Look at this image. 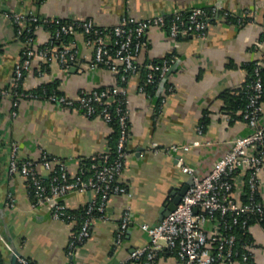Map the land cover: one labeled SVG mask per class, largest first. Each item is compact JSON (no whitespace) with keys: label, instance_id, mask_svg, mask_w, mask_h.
Wrapping results in <instances>:
<instances>
[{"label":"crops","instance_id":"crops-1","mask_svg":"<svg viewBox=\"0 0 264 264\" xmlns=\"http://www.w3.org/2000/svg\"><path fill=\"white\" fill-rule=\"evenodd\" d=\"M195 7L215 8L220 13L203 36H182L175 46L168 29L151 26L146 31L147 45L139 56L141 70L127 83L130 154L119 181L128 186V192L108 198L104 217L94 219L90 237L75 249L69 244L79 227L78 216L96 193L75 191L62 197L77 217L55 219L54 202L37 204L28 179L10 173L11 151L17 144L19 159L36 160L45 177L49 171L39 162L43 153L65 161L70 174L76 175L84 160L114 144V128L99 117L60 107L42 97H20L16 108L13 94L0 98V264L9 263L10 238L37 264H115L128 258L133 249L150 243L151 236L143 225L159 223L173 192L192 179L181 159L196 176L205 177L231 150L236 138L252 131L238 104L251 80L253 63L264 55V0H0V88L12 85L25 47L17 25L4 11L92 19L101 26H114L127 13L147 19ZM224 11L242 22L227 20ZM33 35L39 47L53 38V32L45 27L35 29ZM68 44L78 50L76 63L65 69L54 59L34 57L22 83L25 91L39 94L41 86L51 84L61 93L78 97L82 89L121 85L117 71L89 66L94 50L82 32L73 35ZM171 55L174 69L163 88L159 89L161 79L154 94L140 92L144 66ZM15 109L17 115H13ZM173 145L188 148L173 151ZM248 174L244 168L235 177L239 201L247 200ZM261 179L259 199L264 205V171ZM127 211L131 220L119 243L117 235ZM205 228L209 233L221 232L222 224L213 217ZM249 235L252 263L264 264V219L251 224ZM155 264L181 261L165 248ZM219 264L245 263L236 258L233 263Z\"/></svg>","mask_w":264,"mask_h":264},{"label":"built area","instance_id":"built-area-1","mask_svg":"<svg viewBox=\"0 0 264 264\" xmlns=\"http://www.w3.org/2000/svg\"><path fill=\"white\" fill-rule=\"evenodd\" d=\"M18 28L19 35L25 34V47L19 62L15 66L13 82L10 88H0V98L9 94L15 96V108L20 97H42L63 108H74L89 117H99L109 124H118L119 135L115 147L99 152L84 160L76 175H71L65 161L57 160L43 153L39 162L49 171L45 177L38 170L34 159H19L17 144L13 145L10 159V173H20L28 179L37 204L54 202L52 216L55 219H71L77 215L70 211L60 199L75 191L96 193L80 213L78 229L73 233L69 246L72 249L85 242L91 235L93 222L99 215L104 217L106 201L113 194L128 192V186L119 181L126 160L129 157L128 142L130 137L129 96L127 83L131 75L141 70L139 56L147 45L146 31L149 27H164L178 45L179 38L189 34L203 36L207 33L209 23L219 20L217 9L195 7L188 11H177L168 16L157 15L147 19H138L130 13L121 17L114 26H101L92 19L48 18L36 14L25 15L18 12H3ZM227 20L237 18L229 11L223 12ZM51 22L58 24L52 40L41 47L31 31L47 27ZM78 32L85 35L86 44L93 48L94 57L89 63L91 68L107 67L120 74L124 85L114 88L82 89L78 97H70L46 87L41 93L21 90L26 72L31 68L34 57L40 56L47 61L56 60L68 69L78 59L77 48L62 42L65 36ZM173 64V56L159 61L148 62L144 69L145 78L139 85V91L148 93L149 86L155 87L168 73ZM264 55L254 62L251 80L243 88L247 103L242 109V117L252 131L234 140L231 150L222 157L210 174L198 177L191 167L181 163L185 171L193 174V182L182 197L176 209L166 215L155 225L144 224L143 228L151 236L147 245L132 250L129 257L115 264H155L160 252L169 249L175 252L181 264H219L233 263L241 258L245 264H253L251 244H244L245 250H239L238 233L234 230L240 224L244 231L251 226L254 215L258 220L264 219V205L259 199L262 186L261 173L264 171V125L261 118L264 112ZM43 74V70H41ZM13 115H17L16 109ZM188 146L173 145L178 151ZM254 149L250 154L249 150ZM247 168V200L236 198L235 177ZM218 217L221 232L209 233L205 224L209 218ZM131 216L125 212L117 235V241L123 240ZM17 264H37L25 255L18 256Z\"/></svg>","mask_w":264,"mask_h":264},{"label":"trees","instance_id":"trees-1","mask_svg":"<svg viewBox=\"0 0 264 264\" xmlns=\"http://www.w3.org/2000/svg\"><path fill=\"white\" fill-rule=\"evenodd\" d=\"M64 20L66 21L67 19H64ZM46 26H47L46 27L47 29H50L54 33L55 30H56V28H57V26H58V24H56V22H51L50 24H48ZM31 28H32V30L27 32L29 35H31V34L34 33V26H31ZM71 37L72 36H65L62 42H58L57 41L56 43H58V44L59 43L60 44L61 43H68ZM21 38L25 40V34L24 35L22 34L21 35ZM253 65H254V63H253ZM253 65H252V69H253ZM145 71L146 70L144 69V72H143V81H144V78H145ZM263 74H264V71H263ZM119 78H120V74H119ZM120 82H121V85H124L121 80H120ZM44 87H46L50 91L56 90L55 86H52L51 84H44L43 86H41L39 92H42V90L44 89ZM21 90H24L23 85L21 87ZM155 90H156V88L155 87H152V86H149L147 88V91L150 92V93H153V94L155 93ZM56 91L58 93H61L58 90H56ZM36 92H38V91H36ZM246 103H247V96H246L245 93H242V99H240V102L238 104L239 105L238 107H241L243 109L245 107ZM111 125L114 128V137H115V142H114V144L111 147H115L116 141H117V137L119 135V129H118V124L116 122H113ZM256 221H258V219H257V216L254 215V217H252V219H251V224L254 223V222H256ZM234 230L238 233V239H239V242H238V245L239 246L238 247H239V250H241V251L242 250H245L244 244L251 242V238H250L249 232L248 231H244V228H242L240 226V224H236ZM174 254H175V252H174ZM0 256H1V252H0Z\"/></svg>","mask_w":264,"mask_h":264},{"label":"water","instance_id":"water-1","mask_svg":"<svg viewBox=\"0 0 264 264\" xmlns=\"http://www.w3.org/2000/svg\"><path fill=\"white\" fill-rule=\"evenodd\" d=\"M174 69V66L171 67V69L168 71V73L162 78V81L159 85V89L163 88V85L165 84L167 78L169 77L170 73ZM193 182V175L191 181L186 184L181 189H178L173 192V198L171 202L165 207V210L163 212L162 218H164L166 215H168L171 211L175 210L179 202L181 201L182 197L185 195L187 190L189 189L190 185ZM8 246H9V263L8 264H17L18 256L23 255V253L17 248V246L14 244V242L9 239Z\"/></svg>","mask_w":264,"mask_h":264}]
</instances>
